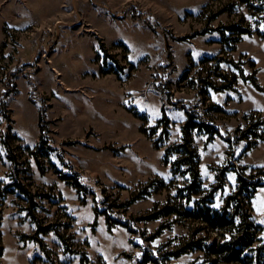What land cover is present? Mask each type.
I'll return each mask as SVG.
<instances>
[{"label": "rangeland", "instance_id": "obj_1", "mask_svg": "<svg viewBox=\"0 0 264 264\" xmlns=\"http://www.w3.org/2000/svg\"><path fill=\"white\" fill-rule=\"evenodd\" d=\"M83 258L264 264V0H0V264Z\"/></svg>", "mask_w": 264, "mask_h": 264}, {"label": "trees", "instance_id": "obj_2", "mask_svg": "<svg viewBox=\"0 0 264 264\" xmlns=\"http://www.w3.org/2000/svg\"><path fill=\"white\" fill-rule=\"evenodd\" d=\"M186 114H187V120L183 125V142L179 143L176 145V147L181 148V150L179 151L180 154H184L185 152L188 153L189 155V159L187 160V162L185 163H189L190 166V171L192 174V178L193 180H195L198 182V177L200 176L199 170H198V161H199V157L197 152H195V149L190 146V144L188 143V138H187V132L188 129H197L199 131H203L205 133H209V137H212L214 135V133L217 132V129L215 127H213L211 124H208L207 122H205L203 119H201V115L198 113V111H191L190 109H186ZM43 113L42 110L40 112V120H39V125H40V130L41 132H45V128H44V123H43ZM210 139V138H209ZM168 153V150H167ZM187 155V156H188ZM180 159H184V158H180ZM178 162L181 161H175V163H173L172 167H174L175 164H178ZM174 171L175 167L173 168ZM78 174V173H77ZM239 176V181L241 182H247L246 177L239 172L238 174ZM71 177V176H65V178ZM255 185V182L253 183ZM76 187H82L83 189H88V187L86 186V184L81 185L80 183H78V181L76 180L75 182ZM255 190L249 191V190H238L237 191V196L240 195L241 193L245 192L248 198H250L251 193L254 192ZM93 194L94 192L91 191ZM103 200V198H102ZM232 200H236L238 201L236 196H232ZM235 208L237 206H234ZM235 208L233 211V214H229L228 213V207L224 206L222 209L220 210H214L212 208H210L209 206L204 207L203 209L199 210V212L197 213H201V215H198V217L202 218L204 221H206L207 223L217 227V228H225L227 223H234V215H235ZM44 229V228H43ZM253 243V238L250 236L249 233L247 232H241L239 235H237L234 239L229 240L228 242L222 243V245L219 246V252H226V258L224 259V261L229 262L232 260H237V259H241V253L243 251V248L250 246ZM214 245H212L213 247ZM218 251V250H217ZM47 261V260H46ZM85 263V259L83 258V260H81V264ZM47 264H51L50 262H47Z\"/></svg>", "mask_w": 264, "mask_h": 264}]
</instances>
